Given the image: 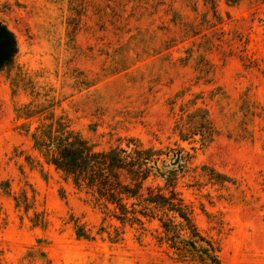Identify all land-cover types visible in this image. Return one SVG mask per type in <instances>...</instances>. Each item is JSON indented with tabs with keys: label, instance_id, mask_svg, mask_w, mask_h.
Instances as JSON below:
<instances>
[{
	"label": "rangeland",
	"instance_id": "obj_1",
	"mask_svg": "<svg viewBox=\"0 0 264 264\" xmlns=\"http://www.w3.org/2000/svg\"><path fill=\"white\" fill-rule=\"evenodd\" d=\"M0 25V264H203L75 186L49 129L153 149L129 208L175 190L223 264H264V0H0Z\"/></svg>",
	"mask_w": 264,
	"mask_h": 264
},
{
	"label": "trees",
	"instance_id": "obj_2",
	"mask_svg": "<svg viewBox=\"0 0 264 264\" xmlns=\"http://www.w3.org/2000/svg\"><path fill=\"white\" fill-rule=\"evenodd\" d=\"M13 40L12 33L0 25V58L6 57ZM47 130L44 129V132ZM49 130L42 136L34 135L36 147L50 163L71 178L75 186L86 189L87 193L94 196L99 205L113 212L120 220L134 218L140 221L137 214L157 218L163 228L160 240L168 242L179 259L197 260L203 264H223L218 242L199 231L192 206L185 203L175 190L170 191V196L152 190L148 197L135 203L139 209L129 208L126 200H138L141 197L139 190L151 172L149 163L156 151L143 149L138 140L131 138L128 144L134 147L130 151L119 144L110 147L108 151L96 152L78 134ZM123 170L135 174V188L133 182L124 183L120 179ZM183 234L188 235L189 239L182 238Z\"/></svg>",
	"mask_w": 264,
	"mask_h": 264
},
{
	"label": "flooded vegetation",
	"instance_id": "obj_3",
	"mask_svg": "<svg viewBox=\"0 0 264 264\" xmlns=\"http://www.w3.org/2000/svg\"><path fill=\"white\" fill-rule=\"evenodd\" d=\"M5 46V45H4Z\"/></svg>",
	"mask_w": 264,
	"mask_h": 264
}]
</instances>
